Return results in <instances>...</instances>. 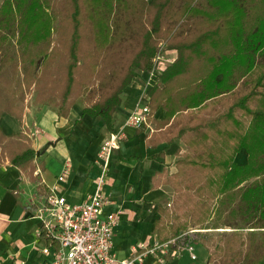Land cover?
<instances>
[{"label": "trees", "instance_id": "trees-1", "mask_svg": "<svg viewBox=\"0 0 264 264\" xmlns=\"http://www.w3.org/2000/svg\"><path fill=\"white\" fill-rule=\"evenodd\" d=\"M161 44L176 57L148 89V121L162 108L165 116L155 120L156 128H172L176 119L189 123L166 137L168 144L187 137L191 147V135L205 143L206 128L222 135L219 116L191 125L192 115L248 86L234 105L250 122L232 153L218 161L223 172L217 201L201 222L210 229L206 234L229 226L241 237L232 258L221 264H264V0H3L0 119L7 112L24 126L26 94L36 87V99L52 102L58 117H68L85 94L81 116L101 117L111 131L136 70L150 71ZM0 143V166L8 160L30 180H40L35 171L45 169V157L31 135L6 132L0 120ZM241 150L244 162L236 159ZM232 246L226 245L228 252Z\"/></svg>", "mask_w": 264, "mask_h": 264}, {"label": "crops", "instance_id": "crops-1", "mask_svg": "<svg viewBox=\"0 0 264 264\" xmlns=\"http://www.w3.org/2000/svg\"><path fill=\"white\" fill-rule=\"evenodd\" d=\"M146 77L147 73H142L141 79L139 76L136 80L138 83H132L126 89L121 104L122 112L125 110L129 113L137 99L139 85ZM118 111L119 109L114 113L111 131H115L121 123L118 121ZM164 116L165 110L162 108L154 112V120L149 121L152 129L145 126L126 127L127 136L121 141L120 148L114 151L111 159L110 179L106 187L114 203L107 205L105 212L122 209L120 223L115 227L113 236L114 250L120 257L128 256L132 245L144 241L142 239L147 238L145 241L151 242L160 236L159 223H155V219L159 217L160 204L157 208L156 206L162 197L159 191L162 190L161 183L164 180H159L158 173L171 167L170 155L177 150L176 145L182 139L177 137L168 144L166 135L170 133H166V130L170 124L156 128V121ZM2 117L6 120L4 126L8 131L16 132L27 128L28 134L34 135L33 145L35 149L42 148L45 169L40 174V180L34 182L18 167L6 164L0 166V188L2 186L10 192L6 195L5 191L0 189V264H47L48 257L41 252L46 240L39 234L41 223L33 211L35 202L40 199L39 194H43L45 190L43 179L46 184H52L67 163L72 166L70 160L73 159L75 165L72 166L68 177L66 176V181L61 183V193L70 202H83L88 199L96 188V178L92 176L93 171L88 168L93 163L92 166L98 170L99 166L97 168L95 165L97 150L101 140L111 131L99 117L86 121L85 116L79 115L77 105L72 107L70 115L66 118L58 117L56 111L47 109L44 110L41 120L34 116L31 124L25 121L24 126L7 113ZM93 125L97 127L93 128ZM85 129L89 130L91 140L90 142L86 140L88 145L83 150V159L86 161H80L72 154L74 152L63 144V138H70L67 145L69 149L71 147L74 150L79 133ZM46 141H49V145L44 147ZM162 150L164 151L161 152ZM243 153L241 150L236 159H242L244 162L246 157L245 155L243 157ZM11 172L14 185H9L5 179L7 173ZM40 185L43 188L40 189ZM22 186L29 189L28 192ZM22 192L25 193V197L20 199ZM10 194L15 198L10 197ZM175 260L170 259L165 264H172ZM145 264L157 262L153 256H149Z\"/></svg>", "mask_w": 264, "mask_h": 264}, {"label": "rangeland", "instance_id": "rangeland-1", "mask_svg": "<svg viewBox=\"0 0 264 264\" xmlns=\"http://www.w3.org/2000/svg\"><path fill=\"white\" fill-rule=\"evenodd\" d=\"M2 2L3 0H0V5L2 4ZM55 37L56 36L54 35V38ZM12 41L13 43H15L14 39ZM163 45L164 44H161L159 50L163 48ZM162 52L166 57L170 59L171 62L176 57L175 51ZM141 75L142 71L136 70V75L134 76L131 84H134L136 80H138L139 76V79H141ZM246 89H248V86H245L243 84L234 93L224 95L223 97L218 98L216 102H212L211 100L208 101V103L205 104L202 110L200 109L198 110V112H196V114H193L190 120L191 125H195V123L197 124L201 120H210L216 115L219 116V120L221 121V127L226 129V132L224 131L222 135H219L216 132L212 131L211 128H206V131L209 134V138L205 141V143L202 140L198 139L199 143L197 144L196 142H194V136L191 135L192 139L190 140L193 143L191 147L186 141L187 137L182 138L181 141H178L177 143L179 147L176 145L177 150H175L174 153L170 155L169 160L172 161L170 163L171 167L169 169L166 168L167 171L166 169H164L162 172L158 173L160 174L158 176L159 180H164V182L161 183L162 190L159 191L162 197L160 202H158L156 206L157 208L160 204L161 207V209L158 210V215L159 217H161L159 220L161 230L160 235L164 237H170L173 231H175L176 228L180 227H183L181 229V233L194 231L195 229L198 230V232L195 231L191 234L190 239L185 238V243H187L188 240L194 241V251L197 255V258H190L188 252L184 251L182 256L176 259L172 264H221V262L227 260L228 258H232V255L234 254L236 247H238V244L241 245V237L237 233L231 234L230 232L232 231H228L234 228H231L229 226L219 227L216 228L217 231H214L212 234H206L211 233L205 232L210 229L203 228L205 226L204 223H206V221L201 222V220L202 217L203 219L206 217L208 206L212 208L215 202L217 201L216 191L219 186L221 174L223 172V167L218 164V161L221 158L228 157L232 153L235 147L234 145L237 143L238 137L244 132L250 122V115L244 109L234 105L237 97L242 94ZM37 92L38 89H36V87H33L31 91L27 92L26 94V110L23 119L24 123L26 121L29 123V125L31 124V121L34 120V116L37 117V119L41 120L42 115L44 114V110L50 109L56 111V107L53 105L52 102L48 103L45 100H42V98L36 99ZM42 102H45L47 104H43ZM74 105H77L79 115H82V109L86 105V95L81 94L76 99V102L73 104V106ZM231 105L233 107V113L229 114L231 113L229 112ZM119 106L120 107H118V121L123 123L128 115V111L124 110L122 112L121 110L123 106ZM38 107L40 108L38 109ZM192 113L193 112H191L190 110L188 113L185 114L191 115ZM99 118L102 119L101 117ZM91 119H93L92 116L85 115L86 121H90ZM0 120L3 130L8 131L4 126V122L6 121L4 120V117H2ZM120 124L118 125L116 130H118ZM185 124L189 125V123L184 122V120H181L179 122V120L176 119L172 124L174 126L170 128V125L169 129L166 130V133H170L167 134L166 137L177 136L178 130ZM95 127L97 126L93 125V128ZM20 131L25 132L26 135H28L27 132H29L27 128H23ZM82 131L87 134H83V132L79 133L78 140L75 141L77 146H74V150L71 149V147L70 149L68 148L67 141L70 138H63V144L66 145V148L68 150L74 152L72 154L79 158L80 161H86L85 159H83V150L88 145L86 140L90 142L91 134L88 133L89 130L87 129ZM31 136L34 137V135ZM198 137H200V135H198ZM46 145H49V141H46L44 143V147ZM0 146L3 145L0 143ZM243 151V157L244 155L246 157V151ZM198 153H203V158L198 157ZM72 154L71 159L73 156ZM70 162L72 166L75 165V161L73 159L70 160ZM239 162H242V159H240ZM1 163L8 165V160H4ZM92 165L88 169L90 171H93L92 176L96 178L95 180H97L100 176L97 156L95 159V165L97 166L98 170ZM72 166L69 168V172H71ZM12 176L13 174L11 172L9 174L7 173L5 177L6 181L9 182V185L15 184L14 177ZM66 179H64L63 183L66 181ZM22 187L25 191L28 192L29 189L24 186ZM0 189L5 191L6 195L10 193L9 189L6 190V188L2 186ZM10 195V197H14L12 194ZM24 195L25 193L22 192L20 199ZM23 200L26 199L23 198ZM38 221H40L41 223L40 219H38ZM146 239L147 238H144L142 240L145 241ZM152 241L153 240H151V242ZM228 243L230 245H233L229 249L230 252H228V248H226V245H228ZM219 248L222 250H220Z\"/></svg>", "mask_w": 264, "mask_h": 264}, {"label": "built area", "instance_id": "built-area-1", "mask_svg": "<svg viewBox=\"0 0 264 264\" xmlns=\"http://www.w3.org/2000/svg\"><path fill=\"white\" fill-rule=\"evenodd\" d=\"M170 62L161 50L157 52L146 80L139 85L137 99L123 126L101 140L97 150L100 176L88 199L70 202L61 193V183L69 173V163L52 184H46L43 179L45 190L39 194L40 199L35 202L33 211L41 220L39 234L46 240L41 252L48 257L47 264H145L149 256H153L157 264H165L170 259L180 258L184 251L192 258L197 257L194 241L188 240L185 243V238L190 239L193 232H198L197 229L182 232L165 241H139L132 245L128 256L119 257L114 250L113 236L115 227L120 223L122 209L105 212V207L114 203L106 187L110 179L113 153L127 136L126 127L145 126L152 129L148 121V89ZM35 173L40 175L42 170L37 168Z\"/></svg>", "mask_w": 264, "mask_h": 264}]
</instances>
